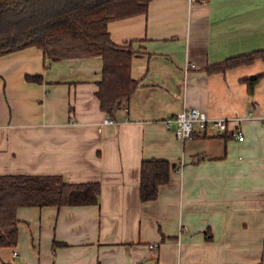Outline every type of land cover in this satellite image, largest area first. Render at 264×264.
Instances as JSON below:
<instances>
[{
	"label": "crops",
	"instance_id": "0c3cea01",
	"mask_svg": "<svg viewBox=\"0 0 264 264\" xmlns=\"http://www.w3.org/2000/svg\"><path fill=\"white\" fill-rule=\"evenodd\" d=\"M105 29L134 51L138 82L112 114L96 95L101 56L0 54V175L100 184L96 204L18 207L0 264H264V61L206 70L264 50V0H148ZM184 107L229 118L244 139L211 127L178 141L163 121ZM144 159L175 169L140 201Z\"/></svg>",
	"mask_w": 264,
	"mask_h": 264
},
{
	"label": "trees",
	"instance_id": "16d2710c",
	"mask_svg": "<svg viewBox=\"0 0 264 264\" xmlns=\"http://www.w3.org/2000/svg\"><path fill=\"white\" fill-rule=\"evenodd\" d=\"M148 0H0V54L37 46L45 56L99 55L102 78L96 92L99 107L112 114L137 85L130 75L134 51L116 45L106 32L107 21L142 13ZM264 61V50L227 58L206 70ZM263 74L244 79L248 90ZM39 81V76L29 77ZM175 165L167 160L144 159L139 167V199L156 197L160 184L168 182ZM98 182L71 183L54 174L0 175V245H14L18 238V207L96 204Z\"/></svg>",
	"mask_w": 264,
	"mask_h": 264
},
{
	"label": "built area",
	"instance_id": "2783aa9c",
	"mask_svg": "<svg viewBox=\"0 0 264 264\" xmlns=\"http://www.w3.org/2000/svg\"><path fill=\"white\" fill-rule=\"evenodd\" d=\"M194 66V63L186 62L183 66V70L186 72L188 68ZM229 121V118L225 117H211L207 112L197 107H184L174 115L166 118L163 123L166 129H172L175 138L180 142L191 140L211 127L221 135L242 141L244 137L241 130L231 127ZM103 123H113V120L104 118ZM182 164L183 160H181L180 166H182ZM178 170H180V168H178ZM13 254H16V251H14Z\"/></svg>",
	"mask_w": 264,
	"mask_h": 264
},
{
	"label": "rangeland",
	"instance_id": "374dc122",
	"mask_svg": "<svg viewBox=\"0 0 264 264\" xmlns=\"http://www.w3.org/2000/svg\"><path fill=\"white\" fill-rule=\"evenodd\" d=\"M32 256L34 257V262L36 261L37 257L35 256V251H34V254L32 253Z\"/></svg>",
	"mask_w": 264,
	"mask_h": 264
},
{
	"label": "water",
	"instance_id": "95a60500",
	"mask_svg": "<svg viewBox=\"0 0 264 264\" xmlns=\"http://www.w3.org/2000/svg\"><path fill=\"white\" fill-rule=\"evenodd\" d=\"M149 261H151V260H149ZM20 264H25V263L23 261H21ZM148 264H151V263H148Z\"/></svg>",
	"mask_w": 264,
	"mask_h": 264
}]
</instances>
